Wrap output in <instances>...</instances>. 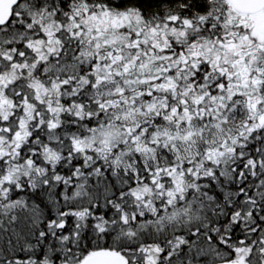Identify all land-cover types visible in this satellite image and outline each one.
<instances>
[{
  "label": "snow or ice",
  "instance_id": "obj_1",
  "mask_svg": "<svg viewBox=\"0 0 264 264\" xmlns=\"http://www.w3.org/2000/svg\"><path fill=\"white\" fill-rule=\"evenodd\" d=\"M0 264H264V0H0Z\"/></svg>",
  "mask_w": 264,
  "mask_h": 264
}]
</instances>
